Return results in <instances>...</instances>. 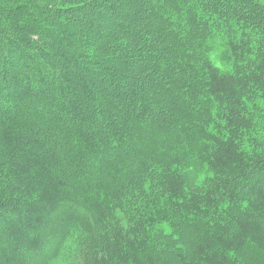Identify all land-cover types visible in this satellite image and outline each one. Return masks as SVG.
<instances>
[{
  "label": "trees",
  "instance_id": "16d2710c",
  "mask_svg": "<svg viewBox=\"0 0 264 264\" xmlns=\"http://www.w3.org/2000/svg\"><path fill=\"white\" fill-rule=\"evenodd\" d=\"M162 1L0 0V264H264V2Z\"/></svg>",
  "mask_w": 264,
  "mask_h": 264
},
{
  "label": "rangeland",
  "instance_id": "374dc122",
  "mask_svg": "<svg viewBox=\"0 0 264 264\" xmlns=\"http://www.w3.org/2000/svg\"><path fill=\"white\" fill-rule=\"evenodd\" d=\"M157 1H159L160 3H162L163 1L162 0H157ZM181 1H183V0H181ZM186 2H193V3H196L197 5L200 3V0H185ZM261 2H264V1H262V0H260ZM200 6V5H199ZM187 13V12H186ZM137 13H135L134 14V17L135 18H137V17H140V18H142V17H144L145 16V14H144V11H140V13L139 14H137ZM182 14V17L179 15V19H180V21H181V26H182V30H186V29H188V24H187V20L184 18V17H186V14H185V12H182L181 13ZM109 16V15H108ZM109 20H111V19H107L106 21H108L109 22ZM147 20H148V18H147ZM152 22V21H151ZM150 22V23H151ZM263 22H264V20H263ZM263 26H264V23H263ZM150 27L152 28V23H151V25H150ZM153 27L156 29V30H158L159 28H158V23H156V22H154V24H153ZM165 27H166V30H170V29H172V27L170 26V25H165ZM172 30H177V29H172ZM146 33L147 32H145V35H146ZM144 38H147L146 36H144ZM167 39L166 38H163V39H161L160 40V44L161 45H164V44H167ZM135 43V45H138L137 43H138V41H136V42H134L133 41V44ZM209 60H210V62L215 66V67H217V68H220V69H223V70H228L229 69V67L228 66H226V64H225V62L224 61H222V59L220 58V56H221V53H220V50H218V48L216 47V48H214L209 54ZM159 68L161 69V71L163 70V68H162V65L160 64V66H159ZM136 77V76H135ZM145 80V79H144ZM136 81H138V78L136 79ZM199 177L201 176V174H199L198 175ZM164 232H165V228H163L162 229ZM73 254L74 253H71V252H65V253H63V252H61L60 254H58L57 255V257H55L52 261H50L49 262V264H68V263H70V261L72 262V260L74 259V256H73Z\"/></svg>",
  "mask_w": 264,
  "mask_h": 264
}]
</instances>
